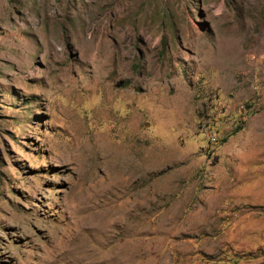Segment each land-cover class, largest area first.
<instances>
[{
  "label": "rangeland",
  "instance_id": "374dc122",
  "mask_svg": "<svg viewBox=\"0 0 264 264\" xmlns=\"http://www.w3.org/2000/svg\"><path fill=\"white\" fill-rule=\"evenodd\" d=\"M0 264H264V0H0Z\"/></svg>",
  "mask_w": 264,
  "mask_h": 264
}]
</instances>
